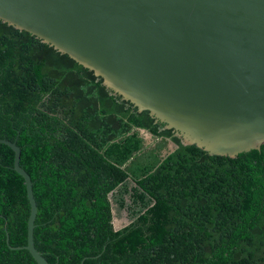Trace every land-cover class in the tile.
<instances>
[{
  "label": "trees",
  "instance_id": "obj_1",
  "mask_svg": "<svg viewBox=\"0 0 264 264\" xmlns=\"http://www.w3.org/2000/svg\"><path fill=\"white\" fill-rule=\"evenodd\" d=\"M0 138L21 148L35 245L52 264H264V144L236 157L184 145L93 70L2 19ZM169 141L178 147L163 156ZM14 157L0 143V264H38L10 248L27 244L30 215ZM114 204L131 217L119 230Z\"/></svg>",
  "mask_w": 264,
  "mask_h": 264
},
{
  "label": "water",
  "instance_id": "obj_2",
  "mask_svg": "<svg viewBox=\"0 0 264 264\" xmlns=\"http://www.w3.org/2000/svg\"><path fill=\"white\" fill-rule=\"evenodd\" d=\"M0 19L93 70L184 145L236 157L264 144V0H0ZM170 142L163 156L178 147ZM0 143L14 151L30 202L27 244L10 248L52 264L35 245L38 204L21 148Z\"/></svg>",
  "mask_w": 264,
  "mask_h": 264
},
{
  "label": "rangeland",
  "instance_id": "obj_3",
  "mask_svg": "<svg viewBox=\"0 0 264 264\" xmlns=\"http://www.w3.org/2000/svg\"><path fill=\"white\" fill-rule=\"evenodd\" d=\"M143 137L145 139L146 145L154 143L155 139L150 134L143 133ZM171 147H172V144L169 141L168 149L163 150V152L169 151L170 149H172ZM113 210H114V215H115L114 222L117 227L125 226L131 221L130 214L127 210L119 209L116 206V204L113 205Z\"/></svg>",
  "mask_w": 264,
  "mask_h": 264
},
{
  "label": "flooded vegetation",
  "instance_id": "obj_4",
  "mask_svg": "<svg viewBox=\"0 0 264 264\" xmlns=\"http://www.w3.org/2000/svg\"><path fill=\"white\" fill-rule=\"evenodd\" d=\"M153 137V136H152ZM154 138V137H153ZM168 145H169V143H168ZM168 149V148H167Z\"/></svg>",
  "mask_w": 264,
  "mask_h": 264
}]
</instances>
